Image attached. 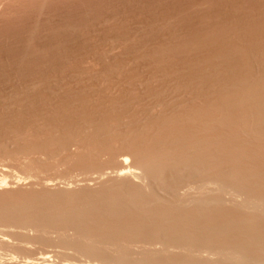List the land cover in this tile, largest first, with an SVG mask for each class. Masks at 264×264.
<instances>
[{
    "label": "bare ground",
    "instance_id": "1",
    "mask_svg": "<svg viewBox=\"0 0 264 264\" xmlns=\"http://www.w3.org/2000/svg\"><path fill=\"white\" fill-rule=\"evenodd\" d=\"M11 1H8V3ZM14 1L11 4H14ZM39 1L41 2V0ZM31 2L34 3V0ZM36 2L38 3L37 0ZM258 4L260 3L258 2ZM15 9L18 8L15 7ZM239 13L241 12L239 11ZM260 18L256 20V17L254 22L250 21L251 23H246L244 27L241 26L240 28H235L237 25L235 24L234 29L236 31L233 32L218 30L216 33L213 29L214 36L209 34L208 37L202 39L199 37L202 35L200 34L196 37V39H200L195 40V42H193L195 37L191 36V38L192 33H189L190 38L188 36L186 38L193 39L192 42L187 40L188 45L183 43L184 46L181 44L185 41L184 38L183 40L179 39L180 44L179 40L176 39L177 41H174V43L178 42L182 46V48H179L178 45L179 47L176 50L174 48L177 43L175 46H173L174 44L171 45L173 50L169 46H167L168 48L163 46V50L160 49L162 53L157 49L158 46L156 50L163 56L168 49H171V53L168 51L169 56L163 59L165 61L171 59L170 62L163 61L161 54V57L158 56L162 63L165 62L164 64L157 59L158 57L154 58L156 56L152 55L154 54L153 49H151L152 52L147 51L146 54L150 52L152 58L158 60L161 66L155 64V68L154 66L149 68L153 71H148L149 74L146 73V75L133 70L127 76L115 77L113 81L111 79V83H105L106 85L91 91L94 94L110 92L111 96L109 94L105 95V98H101L97 102L91 103L89 101L92 99L88 94L89 92L85 95L80 93L84 100L80 97L81 95L79 96V93H77L79 99L76 98L77 95H74L76 104L71 103L72 101L69 98L71 102L65 99L69 101L67 102L68 105L64 103L66 105L61 106L59 104L60 107L58 103L61 102L56 100L58 103L56 102L55 105L56 107L59 106L58 109L55 107V109H49L52 112H48L49 114L46 115L47 109L46 113L42 112L43 115L41 116L46 120L44 122L41 119V122L43 121L44 125L48 123L49 126L46 124L48 126L46 129L47 131L50 129V134L53 132L54 136L48 135L44 138L45 133L42 136L43 140L36 141L34 137V142L27 143L24 136L22 137L23 133H21V128L24 125L20 121L22 127L10 124V115L14 114L11 112L9 118L3 116L4 112L2 115L0 114L1 133L5 128H7L6 132L8 130L5 134L4 132L0 133V154L12 155L11 152L7 151V146L10 140L13 139L16 140L17 144H20L18 146L16 143L14 144L17 147L15 146L16 150L13 149V155L27 159L29 162L32 161L31 156L34 154L53 157L56 154L60 156L61 153H66L69 156L68 152L79 154H76L77 162L80 161V158L77 157L82 154L79 153V150L89 143L88 146L91 144L89 147L93 151H90L89 154H86V152L81 157L83 159L86 157L85 154L89 155L84 160L90 158L92 161H83L84 163L89 161L90 164H83L82 161L81 164L80 162L77 163L80 164L81 170L85 168L83 172L88 171L89 174H96V176L88 174L89 178L86 177L85 180H82L84 184L82 185V181L80 182L83 187L79 185L83 188V192L88 193L89 196L87 197L86 194L85 197V195L81 196L80 194L81 198L83 196L84 198H78L80 202L69 206H64L63 203L61 205L60 202L59 205L62 207L53 205L55 202L39 205L31 203V201L30 205L28 202L25 204H23L24 202H18V204L15 203L16 205L13 203L5 207L0 205V264H264V146L260 144V141L264 142V15ZM232 24L234 25V23ZM226 25L227 28L225 27V29L227 30L229 26ZM76 35L78 34L76 33ZM31 36L33 37V35ZM28 48L30 49V47ZM109 49H112V47ZM164 49L167 50L165 54H163ZM82 51L84 52V50ZM23 52L25 53V50ZM140 52L141 50L137 55L139 58L148 55L143 53L145 50L141 54ZM158 53L155 54L159 55ZM15 58H17V55ZM123 62L125 63V61ZM24 65L26 64L24 63ZM32 65L30 66L32 67ZM113 66L115 67L114 64ZM114 70L116 71V69ZM75 72L77 71L75 70ZM78 73L80 74L79 71ZM31 74L36 75L33 72ZM41 80L32 79L31 82L28 81L27 86L24 87L25 90L23 89V94L21 93L22 90L19 93L21 95L16 93L11 96L12 92L11 94L4 92V96L1 93L0 97H5V99L9 97V101L5 100L8 103H10L12 97L17 101L21 100V102L27 100L22 103L25 104V107L28 105L29 109L32 110H24L25 107L22 105L23 110L32 111V113L33 109L38 111L45 106L44 101H48L49 98L47 96H51L52 92L55 91L50 87L51 80L54 79L49 80L50 85L48 82ZM154 80L155 83H153ZM135 84L141 86V89L143 85L146 86H143V90L145 88L142 93L143 96L135 91L138 90L137 85L135 86L136 89H133ZM93 85H95V82ZM38 87L43 89V96L40 93L42 89ZM124 87H126L125 89L128 87L127 90L129 91L125 90ZM120 89L121 91L122 89L125 90V92L121 93ZM17 90L15 91L17 92ZM110 90H113L112 92L119 90L120 93L111 94ZM37 93H40V97H36ZM54 95L52 96L54 97ZM53 97H50L49 100H52ZM13 99H11L12 102L15 101ZM78 101L80 102L77 103ZM7 102H2V104L5 103L3 105L6 107ZM135 102L140 104L138 107L143 106V104L146 106L142 109L140 107L136 112V109L133 110V107H131L132 104L136 106ZM15 103L18 107L20 102ZM15 103L13 102L10 105L13 104L14 107ZM130 103L132 104L130 105ZM141 103L143 104L141 105ZM51 104H49L50 108L52 107ZM105 105L109 106H106L108 110L107 108L106 110L103 109ZM189 105L192 107H187ZM22 106L17 109L20 111ZM5 107L4 111L6 112ZM185 107L189 110H186ZM182 108L186 111L180 112L183 116L178 118L183 119V121L186 120L188 122L185 121L187 126L191 122L192 127L189 125L190 128L187 127V130L186 127L180 128L179 125L181 124L177 123L179 129H184L181 135L176 137L175 134L177 133L175 131L173 137L172 131L167 127L169 130L166 133H169V137L162 136L159 126L163 125L161 126L163 128L165 124L167 126L168 123L172 125L176 122L175 115L179 110L182 111ZM175 109L178 111H174ZM53 110H55L54 114H51ZM155 110H158V114H153L158 116L162 115L159 112L163 110L169 112V115L165 112L167 115L164 116L165 118L162 117L164 124L161 123V117L155 119V116H153L151 118L149 113ZM32 113L29 117L33 115ZM39 113H41L40 110ZM17 116H13L11 120ZM20 116H23V114L21 113ZM38 118L39 116L36 120ZM32 121H34V118ZM22 122L26 125L28 121L26 123ZM28 123H31V120ZM33 125L28 127L32 128ZM40 125L42 127V124ZM40 125L38 126L40 127ZM46 125L45 127H47ZM3 127L5 128L3 129ZM35 127L37 126L34 125ZM41 127L40 130L45 132V129H41ZM155 127H159L160 131L157 132L162 137L148 134ZM35 130L38 131V129ZM218 131H221V134ZM29 132L27 131L26 134ZM163 132L165 133L164 130ZM243 135L245 136L244 139L248 141L247 143L253 145L252 150H247L250 146L247 145L248 148L245 146L247 144L246 140L243 141L244 139L240 137H243ZM115 142L120 144L116 145L118 148L115 146ZM256 142H259V144ZM253 147L258 150H254ZM81 152H83V149ZM241 153L249 158L245 159L244 157L247 160L244 163L242 161L239 163ZM243 154L241 155L244 156ZM101 157L103 159L106 157V159L101 161ZM249 160H252V162L258 161L259 164L248 162ZM65 161L68 162L69 160ZM234 162L236 163L233 164ZM78 164L73 165V167L77 166L78 168ZM5 186L6 182L1 180L0 191L1 188H6ZM40 187L43 188V186ZM51 187L50 183H44V190L41 191L44 192L45 188ZM84 189L89 192L84 191Z\"/></svg>",
    "mask_w": 264,
    "mask_h": 264
},
{
    "label": "rangeland",
    "instance_id": "2",
    "mask_svg": "<svg viewBox=\"0 0 264 264\" xmlns=\"http://www.w3.org/2000/svg\"><path fill=\"white\" fill-rule=\"evenodd\" d=\"M0 1H1V5H0V83H1L0 84V96L2 94H3L2 96H4V94L6 92L10 93V94L12 92L11 96L15 95L16 93H17V95H21L19 93L22 90L21 93L23 94V91L25 90L24 87L27 86L28 81L31 82L32 79L33 80H35V79L41 80V78H42L41 81L44 80V81H46V83L48 82L49 85L52 82L50 87H52L53 90H55V91H53L51 89L53 91L52 95H54L53 93H57L54 95V97L51 94H50L51 96H47V97H49L48 101L45 100L44 101L45 106H43L45 110L43 109V107H42V109H39L41 113H39V110L36 111L34 109H33V113H32V111H30L33 114L32 115L33 117L32 116L29 117L31 115L30 112L24 111V110H32V109H29L28 105H26V107H25L24 106L25 104L22 103V102L27 101V100H24L21 102V100L17 101L15 99H13V97H12V98H10V103H8L7 101H9V97L6 99H5V97H0V108H2V109H0L1 110L0 114L2 115V113L4 112L3 116H7L8 118L11 116L10 121L13 123L10 122V124H12V125L13 124L19 125V126L21 124L24 125L23 127L20 126V127H22L21 129L23 131L21 129L20 130H21V133H23L22 137L24 136V140L27 143L28 142L30 143L31 141L34 142L35 140L36 141L37 140L38 141L43 140L48 135L54 136L53 132L50 134V132H51L50 129L48 131L46 129L49 126L48 123H45V125L46 124L48 125V126L46 125L47 127H45V125L42 123L43 121L44 122L46 121L43 118H41V116L43 115L42 112L46 113L47 109H48V111H47L46 115L49 114L48 112H52L51 111L52 108L55 109V108L59 107L60 106L59 104H61V106H65L67 104V102L70 101L69 98L72 101V102L71 101L70 102L73 103L76 100V98L79 99L80 95H81L80 97H82L83 93L85 95L88 92H89L88 94H90V97L93 99V101H92V99L90 98L91 100H89V101H91V103L97 102L101 98H105V95H108V94L110 95V92L109 93H107L108 91L105 93L102 92L101 94L95 93L96 94L95 95L94 93H91V91H94V89L96 90V88H99L102 85H106L105 83H107V84L111 83V81H113L115 77L119 78V76H121V77L123 75L127 76L129 74V72L132 73L133 70H134V72H135V70H137L138 73L142 72L145 75H146V73L149 74V72L153 71V70H149V68H151V67L153 68V66L155 68L156 65L161 66L160 65L162 63L161 59L163 60L167 56H169V54L171 53L170 50L177 43V46L174 48V50H176L177 47L180 46L179 45L181 42L180 40H183V38L185 41L181 42V44L187 43L186 45H188V42H192V40H193V39H190V40L188 39L191 36L193 38L195 37L193 40V42H195V40L197 41L200 39V38L196 39V37H198L200 34H202V35H200L199 37H201L203 39L205 37H208L209 34H213V36H214V33L215 32L217 33L218 30H220L221 32L223 30H225L227 32H228V30L233 32V31H236V29H234L235 24H237L235 28H240L241 26L244 27L246 25V23H249L250 21L254 22L256 17H257L256 20H258V18L261 19L260 17H262L264 15V13H263L264 12V8H263L264 7V0H45V1L41 0V2L39 0H37L38 3L36 2V0H34V3L31 2L33 0H30L29 2H26L28 0H18V1L12 0V1H14V4H11V3H13L11 0H0ZM3 1L4 2L7 1L5 3L6 5L4 4ZM8 1H11V2L8 3ZM20 1H21V3H20ZM258 2L260 4H258ZM7 3H8V5H7ZM26 3H27V5H26ZM41 3H43V4H41ZM13 5H14V7H13ZM6 6H8V7H6ZM32 6H34V7H32ZM40 6L42 9L39 8ZM15 7L18 9H15ZM19 8H22V9H19ZM35 8H37V9H35ZM251 8H252V10H251ZM30 9H31V11H29ZM239 11L241 13H239ZM249 11H250V13H249ZM251 11H253V12H251ZM247 13L250 14V15L248 14L249 17L246 16ZM259 13H261L262 16L259 15ZM24 14H27L29 18L27 17V15H24ZM253 15H256V16H253ZM241 17L242 18L245 17V18L242 19ZM24 20H26V21H24ZM34 21H36L37 23ZM74 22L76 25L74 24ZM221 23H222V25H221ZM232 23H234V25ZM226 24H228V26H229L227 30L225 29V27L227 26ZM219 26L224 28V29L220 28ZM66 27H68V28H66ZM72 27H73V29H72ZM206 28H208V29H206ZM7 29H8V31H7ZM29 29H31V30H29ZM69 29H70V31H69ZM213 29L215 30V32ZM207 31L209 32L208 34H207ZM30 33H33V34H30ZM76 33L78 35H76ZM189 33H192V35H190ZM203 33H204V35H203ZM123 34H124V36H123ZM128 34H129V36H128ZM31 35H33V37ZM188 35H190V37ZM187 36H188V38H186ZM79 37H80L81 41L79 40ZM176 39L177 40L180 39L178 41L179 44H178V42L174 43V41H177ZM187 40H188V42H187ZM28 42L29 43L31 42V44H29ZM85 44H86V46H84ZM120 44H122V45H120ZM172 44H174V45L171 47ZM21 45L22 46L26 45V46L22 47ZM95 46H97V47H95ZM110 46L112 47V49H109V48H111ZM113 46H114V48H113ZM163 46H165V48H168L167 46H169V48L171 47L170 50L168 49V51H170V53L164 49L165 51L163 52V54H165L167 51V53L165 54L166 56L165 55L163 56L161 54L162 51L160 49L163 50ZM28 47H30L31 50ZM81 47H83V48H81ZM123 47H124V49H122ZM93 48H96V49H93ZM156 48L161 51L160 54L162 55L163 58L159 59V57H161V55L158 53L159 51H157ZM179 48H182V46H180ZM107 49H109L110 51L109 50L106 51ZM143 49L145 50V52H143L144 51ZM151 49H153V53H154L152 55L156 56L154 58H157L159 56L157 59H159L161 63L158 60H156V59L154 60L152 58L153 56L150 53V52H152ZM24 50H25V53L23 52ZM55 50H56V52H54ZM72 50L73 51L75 50V51L73 52ZM82 50H84V52ZM101 50H103L102 51L103 53L101 52ZM140 50H141V52H143L145 54L147 51H150L149 53H147L148 55L146 54L148 57L144 56L142 54L143 56L139 58L137 55H139L138 52ZM154 50H155V52H154ZM71 51L73 52V55L71 54L72 53ZM134 51L137 53H135ZM104 52L106 53L105 55H104ZM141 52H140V54H141ZM22 53H23V55H22ZM33 53H34V55H33ZM54 53H55V55H54ZM93 53H94V55H93ZM155 53H158L159 55H156ZM75 54H77V55L75 56ZM16 55H17L18 59L15 58ZM125 55H126V57H125ZM52 56H53V59H52ZM61 56H63V57H61ZM86 56L88 57V59ZM20 58L22 59V61ZM57 59H58V61H57ZM122 59H124V60H122ZM141 60H143V61H141ZM17 61H20V62H17ZM60 61H62L63 63ZM67 61H68V63H67ZM121 61H122V63H121ZM123 61H125V63ZM130 61L134 64H132ZM155 61L159 64H157ZM163 61H165V60H163ZM167 61L170 62L171 59L166 60L165 62H167ZM27 62H30V63H27ZM24 63L27 66L24 65ZM59 63H60V65L61 64L62 65L60 66ZM72 63H73V65H72ZM144 63H146V64H144ZM151 63H152V65H151ZM164 63H162V64H164ZM113 64L115 65L116 68L113 66ZM142 64L144 66H141ZM30 65H32V67ZM19 66H22V67H19ZM34 66H35V68H33ZM108 66H109V68H108ZM17 67H19V68H17ZM54 67H55V69H54ZM130 67H131V69H130ZM63 68H65V69H63ZM70 68H72L71 69L72 71L70 70ZM113 68L116 69V71ZM29 69H30V71H29ZM44 69H45V71H44ZM109 69H110V71H109ZM128 69H129V71H128ZM75 70L77 72L74 73ZM112 70L114 72H111ZM9 71H10V73H9ZM13 71H15V72H13ZM78 71L80 72V74L78 73ZM86 71H88V72H86ZM16 72H18V73L16 74ZM32 72L36 75L31 74ZM52 73H54V74H52ZM87 73H90V74H87ZM116 73H117L118 77H117ZM11 74H13L14 76ZM94 74H95V77H94ZM15 75H16V77H15ZM64 76H66V77H64ZM21 77H23V78H21ZM43 77H46V78H43ZM1 78H3V79H1ZM26 78H28V80H26ZM30 78H32V79H30ZM51 78L54 79L55 81L51 80ZM64 78H65V80H63ZM6 79H7V81H6ZM49 80H51V82ZM93 81L95 82L96 86L93 85L94 84ZM17 82H19V83L17 84ZM83 82H85V83H83ZM156 82H157V80H156ZM7 83L10 85H8ZM75 83L76 84L78 83L76 87H75V85H76ZM91 83H93V84H91ZM153 83H155V80ZM90 84L93 86H91ZM138 84L140 85V83H138ZM138 84H135L133 86V89H136V87H138V90L136 89L135 91L138 92L139 95L143 96L142 93L145 90V88L143 90L144 85L141 84V85H143L142 89H141V86L139 87ZM13 87H15V88H13ZM60 87H62V88H60ZM144 87H146V86H144ZM88 88H89V90H88ZM90 88H92L93 90L92 89L90 90ZM125 88L126 87H124V89ZM39 89H42V88H39ZM76 89H77V91H76ZM84 89H86L88 91H86ZM127 89H129V88L127 87ZM127 89H125V90H127ZM15 90H17V92ZM125 90L122 89V91H121V89H120V92L121 93L125 92ZM112 91H111V94L112 93H115V94L120 93L119 90H115L117 92H115V91L112 92ZM127 91H129V90H127ZM127 91H126V93H127ZM39 92H40V90H39ZM42 92L44 93L43 89L40 92L41 96H43ZM49 92L51 93V91H49ZM40 93H37L36 97H40L39 96ZM77 93H79V96L77 95ZM80 93H82V94H80ZM63 94L65 97L63 96ZM70 94H72V95H70ZM92 94H94L95 96ZM74 95H77L78 97L74 98ZM97 95H98V97H96ZM112 96H115V95H112ZM50 97H53V99L51 98L52 100H49ZM2 98H3V100H2ZM60 98H62V99H60ZM88 98H89V96H88ZM11 99L15 100V101H13L14 103L20 102L22 104L20 105V103H19V105L17 107L16 106L17 104L15 103V105L13 107V104L10 105L11 103H13ZM65 99L69 100V101H66ZM5 100H7V101H5ZM56 100L58 102H61V103H58ZM63 100H65V101H63ZM83 100H84V98H83ZM49 101H50V103H49ZM62 101H63V103H62ZM2 102H7L6 105L8 104L10 107L8 105L5 107V105H3L5 103L2 104ZM56 102L59 105L57 107L55 105V104H57ZM79 102L80 101H78L77 103H79ZM86 102H88V100H86ZM137 102H135L136 106H133V104L130 103V105L132 104L131 105V107H133L132 109L133 110L136 109L135 110L136 112L140 107L142 109V108H144V106H146L143 103H141V105L143 104V106L138 107L140 104H137ZM64 103H66V104H64ZM135 103H134V105H135ZM49 104H51V106H52L51 108H50ZM74 104H76V102H74ZM1 105H3V106L1 107ZM22 105L25 107L24 110H23ZM20 106H22V107L19 111V109H17V108H19ZM106 106H108V105H105V107L102 106L103 109L105 108L104 110H106V108L108 110L109 106L108 107H106ZM4 107L6 108V112L4 111L5 110ZM187 107L191 108L192 106L189 105ZM8 109H10V110H8ZM49 109H51V110H49ZM94 109H96V107H94ZM185 109H186V107H185ZM185 109L182 108V111L179 110L178 113L180 115H177L178 113L174 112L175 114L177 113L175 116H176L178 121L176 120V122L172 123V125H171V123H168L169 125H167V126L165 124L163 127L164 129L161 127L163 125L159 126L161 131H160L159 127H155L154 129L151 130L153 134L151 133V131H149L150 133L148 132V134L151 136H154V134H155V135H159L160 137H162V136H168L169 137V135H168L169 133H166V132H168V130L170 129L173 133V137L175 135H176V137L181 135V132L183 133L184 129L183 128H182V130L179 129L178 124L182 125V126L179 125L180 128L186 127V129H187V127H189V125L190 126L192 125L190 122V124L187 126L185 123L186 120L183 121V119L182 120L179 119L180 117L182 118V116H183V115H181L182 113H180V112H183V110H185ZM176 110L177 109H175L174 111H176ZM23 111H24V113H23ZM54 111L55 110H53V113H51V114H54ZM157 111L158 110H155V111H151L152 113L151 112L149 113L151 118L153 116H155L154 117L155 119H157L158 117H161V119H162V117L165 118L167 115H169V112L167 110L166 111L163 110L164 112L161 110L162 112H159V114H162V115H159V116L156 114H153V113L158 114ZM11 112L14 115H10ZM15 112L16 113L19 112V113L16 114ZM165 112L167 115L165 114ZM21 113L23 114V116H20ZM16 115H18L17 117H19L18 120L15 121L17 119V117H14V119H12L14 121H12L11 118L13 116H16ZM37 115L39 116L40 120H39V118L36 120V118L38 117ZM33 118H34L35 123H33L34 121H32ZM41 119H43L42 122H41ZM30 120H31V123H28V122H30ZM19 121L21 124L19 123ZM22 121H24V123H26L27 121L28 122L25 125V124H23ZM36 121H40L37 123L42 124V127L40 124H37ZM32 123L37 127L34 128V125ZM161 123L164 124L163 119L161 120ZM29 125H33V126H31L32 128L28 127ZM38 125H40L41 129L44 128L45 132H44V130L43 131L40 130V127ZM43 125H44V127H43ZM25 126H26V128H25ZM172 126L175 128H173ZM4 128L5 127H3V129ZM176 128H178V129H176ZM6 129L7 128H5V130H3L4 134L8 132V130L6 132ZM24 129H26V130L28 129L27 130L28 132L31 130L29 132L30 134L29 133L26 134L27 131ZM35 129H38V131L40 130L41 132L40 131L38 132ZM162 129L165 131V133L163 132ZM166 129H167V131H166ZM179 130H181V131L179 132ZM1 131H2V129L0 130V133H1ZM157 131L162 132L161 133L162 136ZM175 131L177 134L174 135ZM42 132H44V133H42ZM155 132H157V133H155ZM218 132H219V134H221L220 133L221 131H218ZM40 133H41V136H40ZM164 134H166V135H164ZM216 134H217V132H216ZM42 136L44 137L43 139H42ZM170 136H172V135H170ZM34 137H35V140H34ZM240 137L244 139L245 136L243 135V137L242 136H240ZM26 139L27 140L29 139V140L27 141ZM245 140L246 139H244L243 141H245ZM15 141L16 140H13V139H12V141L10 140V142L7 146V151L11 152L12 155L0 154V181L3 180L6 182V186H5L6 188L3 187V188H1L2 190L0 191V205L5 207L7 205L9 206V204L12 205L13 203H14V205H16V204H18V202H22V203L24 202L23 204L28 202L30 205V201H31V203H33V204L37 203L39 205H42L45 203L51 204V203L55 202V204H53V205L61 206V205L65 204L64 206H66V205L69 206L70 204L72 205L73 203L75 204L77 202H80V201H78V200H80L78 198H81L82 195H85V197H86V194H87V197L89 196V194L86 192H83V190H82L83 188H81V187H83L82 185L84 184V182L82 180L83 179L85 180L86 177L89 178V176H87L89 173H88V171H86V173L83 172V171H85L84 170L85 168H83V170H81L82 168L79 165L81 164V161L83 164H85V163L90 164L89 161L90 162L92 161L89 158V159H87V160H89L88 163L83 162V161H87V160H84V158L89 156V155L87 156L86 154H89L93 151L91 149V147H89L91 144L89 146H88L89 143L86 144L87 146L84 145L81 148V150L83 149V152H81V150H79L80 152L78 151L79 153H82V154H80V156L77 157V158H80V161H77L78 163L80 162V164H78L76 162V160H77L76 156L79 154L76 153L77 154L76 155V154H74V152H68L69 156L72 158H70L68 156V154H66V153H63V154L61 153L60 156L58 154H56L53 157L46 156L43 154H34L31 156L32 161L29 162L27 159H24L21 157H16L15 154L13 155L14 150H16L15 146L20 145V144H17V142H15ZM11 142H13V143L11 144ZM247 142L248 141L246 140V143ZM261 142H263V141H260V144H262L264 146V144H263L264 142L263 143H261ZM15 143H16V145H14ZM256 143L259 144V142H256ZM256 143H253V144H256ZM117 144L120 145L119 143H117ZM117 144L115 142V146ZM112 145H114V144L112 143ZM247 145H249L250 147ZM115 146H113V147H115ZM245 146L247 148L249 147L248 149L247 148H245V149H247V150L251 149L252 150L253 145L251 143L250 144L247 143V144H245ZM93 148L95 149L94 145H93ZM257 148H258V146H257ZM253 149H254V147H253ZM247 150H245V151H247ZM254 150H256V149H254ZM70 153H71V155H70ZM84 153H86L85 154L86 157H84L82 159V157L84 156ZM241 154H243V153H241ZM241 154L239 156V158L241 159V160H239V163L241 161H242V163H244L245 161H247V160H245L247 157L245 156V154H243L244 156H242ZM62 155H64V156H62ZM81 155H82V157H81ZM241 156L243 157V160H242ZM61 157H63L64 159ZM244 157H245V159H244ZM104 158L106 159V157H104ZM67 159L69 161L72 159L71 160L72 162L71 161L70 162L65 161ZM105 159H103V157L100 158L101 161L105 160ZM247 159H249V158H247ZM63 161H64V163H63ZM73 161H75L76 164H74L75 162L73 163ZM236 161L238 162V160H236ZM250 161H251V163H256V164L258 163V161L252 162V160H249L248 162H250ZM253 161H255V160H253ZM28 162H29V164H28ZM230 163H232V162L230 161ZM235 163L236 162H234L233 164H235ZM77 164H78V168H80V169H78L77 166L73 167V165H77ZM251 165H253V164H251ZM89 175L92 176L94 174L90 173ZM84 176H85V178H84ZM94 176H96V174ZM18 181H19V183H18ZM80 182L82 183V185ZM42 183H43V185H42ZM44 183L45 184L50 183L52 187L48 188L49 190L47 188H45V191L43 192L41 190H44ZM67 185H69V186H67ZM40 186H43V188H41ZM46 190H48V191H46ZM72 191H75V192H72ZM84 191L89 192L88 190H85V189H84ZM43 193H45V194H43ZM57 193H59V194H57ZM65 193H67V194H65ZM74 193H76L77 195H75ZM73 194H74V196H73ZM80 194H81V196H80ZM43 195H45V196H43ZM65 195H67V196H65ZM38 196H41V197H38ZM49 196H51V197H49ZM18 197H20V198L18 199ZM21 197L24 200H20V199H22ZM25 198H28V199H25ZM51 198H52V200H51ZM60 198H63V199L65 198V200L60 199ZM83 198H84V196H83ZM83 198H81V199H83ZM62 200H63V202H61ZM66 200L68 203L66 202ZM74 200H75V202H74ZM59 202L61 205H59Z\"/></svg>",
    "mask_w": 264,
    "mask_h": 264
}]
</instances>
